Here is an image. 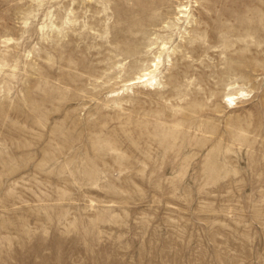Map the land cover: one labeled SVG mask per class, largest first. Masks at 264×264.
Returning <instances> with one entry per match:
<instances>
[{
    "label": "rangeland",
    "instance_id": "rangeland-1",
    "mask_svg": "<svg viewBox=\"0 0 264 264\" xmlns=\"http://www.w3.org/2000/svg\"><path fill=\"white\" fill-rule=\"evenodd\" d=\"M0 264H264V0H0Z\"/></svg>",
    "mask_w": 264,
    "mask_h": 264
},
{
    "label": "bare ground",
    "instance_id": "bare-ground-1",
    "mask_svg": "<svg viewBox=\"0 0 264 264\" xmlns=\"http://www.w3.org/2000/svg\"><path fill=\"white\" fill-rule=\"evenodd\" d=\"M156 1V0H155ZM160 1V0H159ZM159 2H157V4H158ZM161 4V3H160ZM160 4H158V5H160ZM164 5V4H163ZM156 7H157V5H156ZM148 9V8H147ZM150 10V9H149ZM142 14H144L145 16H152V11H150V12H147V10H143L142 11ZM146 76H149L148 74L147 75H143L142 77H146ZM141 77V78H142ZM240 94H243V92H240ZM226 99H227V101L229 102V103H231L233 100H234V95H227L226 96Z\"/></svg>",
    "mask_w": 264,
    "mask_h": 264
}]
</instances>
